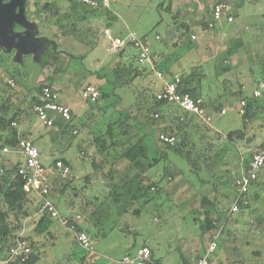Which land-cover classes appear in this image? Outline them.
<instances>
[{
	"label": "rangeland",
	"instance_id": "rangeland-1",
	"mask_svg": "<svg viewBox=\"0 0 264 264\" xmlns=\"http://www.w3.org/2000/svg\"><path fill=\"white\" fill-rule=\"evenodd\" d=\"M51 1L63 12L58 13L59 18L51 17L59 22V26H54V31L49 30L50 36L47 38L39 24L44 23L42 17L37 25L36 22L33 23L30 12L37 11V14H42L43 5ZM216 1L97 0L98 6L87 7L84 15L72 11L69 0H16L14 12L8 9L2 12L0 99L9 98L13 104L24 110L16 127L19 134H23L22 137L35 142L34 146L40 152V161L45 167L58 158L60 153L70 160L69 178L72 179L73 189L69 187L63 198L52 200L58 214L67 220V224L61 225L54 221L50 229L52 237H35L32 233V221L36 203H32L30 207L32 217L26 223L23 234L32 237L36 243L31 249L39 256L35 264L79 262L85 252L73 244L74 233L67 227L71 219L81 221L89 236L92 253L95 255L93 260L87 258L86 264H125L123 258L132 255L143 245L148 246L154 257L161 258L165 264H193L211 242L216 243L212 260L210 259L212 264H264V238L261 239L256 233L254 223L248 217L243 221H231L228 216L233 204L229 203L230 200L227 201L228 196L232 197L229 195L231 189L228 188V180L236 179L240 171L241 157L264 141L263 116L258 115L248 123L244 129V139L233 145L226 144L223 140L215 141V137L211 136L212 132L226 134L241 128L240 116L229 105V92L242 89L248 96L254 90V82L260 80L264 47V0H224L232 14V22L224 21L221 26L195 31L194 34L197 35L190 34L195 38H189V45L186 42L181 47L183 42H177L176 29L179 27L184 32L185 25L193 30L203 29L202 24L209 19L210 10ZM13 2L14 0H3L5 5ZM177 12L181 22L178 18L171 20V15ZM67 13L72 15L68 21L65 18ZM81 16L85 19H81ZM107 28L111 37L130 32L139 39L144 37L152 41L157 35L161 43L159 51L164 54L163 60L161 59L163 64L174 66L172 71L177 69L181 72L180 75H191V85H198L202 95L199 98L204 103L210 105L214 99L220 98L218 100L224 105L221 109L226 110V115L215 116L208 126L210 131L207 134L219 149L226 150L216 175L217 178L221 175L227 176L228 179L222 184L216 180L208 185L205 182H202L204 186L199 185V179L188 171V167L180 159L172 157L169 162L170 180L162 184L159 195L161 197L156 203H133L123 213L120 210L121 203L110 201L108 194L113 186L125 183L134 175L135 170L127 160L117 154L109 155L105 161L95 152L93 144H90L91 136L103 132L107 124L116 120L122 112L129 115V124L138 128L133 129L137 135L133 141L140 137L139 129H146L148 134L158 137L163 126L160 121L150 116L148 118L145 109L138 110L133 107L140 99L137 93L143 96L141 93L146 92L144 89L149 84V78L137 77L129 81V85H124L125 80L132 76L128 70L126 73L123 70L120 77H114V67L121 61V56L112 57L113 54L108 51L109 45L105 36ZM84 35L87 36L86 40ZM32 38L42 46L32 41ZM95 40L98 45L92 49L91 43H95ZM50 52L56 54V57L52 55L53 58ZM135 54L136 50L129 48L122 60L129 63ZM45 61L48 64L43 65L41 62ZM123 69H126L125 66ZM155 77L153 71L150 78ZM108 81H111L110 86L107 85ZM43 83H50L60 96L65 95L73 103L77 113L73 124L78 126V131H82L77 134L83 139L80 145L79 140L73 139L74 136L70 140L69 136L60 138V132L55 126L43 127L32 110L26 109L28 99L36 95V88ZM89 83L97 88L102 85L109 97L96 104H85L80 98V88ZM208 108L212 109L211 106ZM159 124L161 125L155 132L154 126ZM149 143L156 144L159 148L164 147L153 138L149 139ZM76 145L85 147V153L77 150ZM9 153L12 151L3 154V157ZM219 156L221 157L220 154ZM91 158L95 160V169H91L89 164ZM1 159L0 167L9 166L8 162ZM113 159L115 161L112 162ZM165 164L161 162L147 173V184L160 178ZM209 177L201 176L200 179L207 180ZM211 185L217 186V192L212 193ZM208 190L210 198L218 203H215L216 211L210 209L207 215H203L206 205L201 206L200 198L201 193ZM254 190L256 189L250 188L249 193ZM257 190L264 197V190ZM74 193L77 195L73 196ZM31 197L33 200L37 199L34 194ZM102 201L105 204L104 216L99 220L100 227L94 229L91 213L102 209H99ZM249 203L251 209L255 208L259 213H264L262 199H250ZM140 204L144 208L137 216L132 215L134 209L140 208ZM251 215L253 218L256 213ZM206 216L213 225L210 230L198 223ZM254 252L258 254L255 255ZM11 260L7 264H13Z\"/></svg>",
	"mask_w": 264,
	"mask_h": 264
},
{
	"label": "trees",
	"instance_id": "trees-1",
	"mask_svg": "<svg viewBox=\"0 0 264 264\" xmlns=\"http://www.w3.org/2000/svg\"><path fill=\"white\" fill-rule=\"evenodd\" d=\"M69 1L72 11L74 10L75 12H80L86 15L85 9H87L88 6L82 5L80 3L78 4V2L76 1L75 2L71 0ZM217 3H225V2L224 0H217L216 3L214 4ZM42 10L48 12L51 17L55 16V18L58 16V13L60 11L59 7L56 6V4H54L53 1L45 3L42 7ZM167 12L169 13L168 10ZM71 16L72 15H65L66 20L68 21V19ZM171 17H172L171 20L178 18V20L181 22L180 14L178 12L175 13L174 15L172 14ZM80 18L85 19L84 16H81ZM158 24L159 23H157V25ZM182 25L185 24L183 23ZM184 27H186L185 28L186 30L184 29V32H181L179 27L176 29L177 42L179 43L183 42L181 47H183V45H185L186 42H188V44L186 45H189L190 34L194 33L195 31L200 32L203 31L204 29H208L207 22L202 24L203 29L200 30H198V28L193 30L190 28V26H186V25ZM119 34L123 36L124 33L122 32ZM86 38L87 36L84 35L85 40ZM142 39H144V37ZM106 42L108 45V41ZM91 44H92L91 45L92 49H95L96 46L98 45L97 41ZM158 47L161 48L160 45H158ZM129 48H131L130 44H126L124 47L117 49L115 51L108 50L111 54H113L112 57L121 56V61L114 67L113 75L115 78H118L121 75H123L121 74L124 72L123 70H125L124 73H126L128 70L129 74H131L132 76L131 78H128V80H125L124 85H129L128 82L137 77L142 79L145 77L149 78L148 79L149 84H147V86H145L146 89H144V91L146 92L141 93L143 94V96H140L139 95L140 93H137L140 99H138L133 104V107L138 110L145 109L144 112L147 115V117L150 116L152 118L153 115H156L157 118L155 120L160 121L163 126L162 127L163 130L159 132V134L164 133L172 136L174 138V142L172 144H161L159 143L157 137L155 135L153 136L148 134L147 132L148 130L146 129L145 131L139 129L141 133L140 137H138L135 141H133V139L137 137L133 129L138 130V128L135 125L129 124L130 117L129 115H127V113L124 112L120 113V115L117 117L116 120L109 122L103 132H99L96 135L91 136L90 144L91 143L93 144L96 150L95 152H97L99 156H102L105 159V161L109 155L117 154V156H120V158H124L125 160H127L135 170L134 175L129 180H127L125 183L121 184L120 186L114 185L108 194V197H111L110 199L111 202L121 203L120 210H122L123 213L127 212L128 208H130L133 203H144V204L154 203V202L156 203V200L161 197L159 195L163 187L162 184L167 183L170 180L169 162L172 157L180 159V161L185 166L188 167V171L199 179L197 180V182H199V185L204 186L202 182H205V184L208 185L212 181L213 183L216 182V180L222 184L224 180L227 178V176L221 175L217 178L216 175L218 174L219 171V167H218L219 164H221V162L224 160V153L226 154V150L219 149V147L215 145L216 143L215 141L223 140L226 144H230V145L235 144L236 141H242L245 137L244 135L245 134L244 129L246 128L245 126L248 123H250L253 119H255L258 115L263 116L262 118L264 119V89L261 90V94L258 98L253 97L252 94L253 92L248 96L245 95V91L242 89H239L234 93L229 92V96H230L228 97L229 105L235 110V112H237L238 115H239L238 112H239L240 101L245 102V106L243 107L244 109L243 114L239 115L241 118V128L238 130L229 131L226 134L212 132L213 134L211 136L215 137V141H214L212 138H210L211 136H209V134L207 133L208 131H210V128H208V126L217 115L213 116V119L210 123H205L198 116L183 111L176 104L168 103L166 101L156 100L155 96L160 88L156 84L158 79L156 77L155 79L150 78L151 75L153 74V71L146 70L144 69V66L137 65L135 60V55L134 57H132V60L129 61V63L126 61L124 62V60H122L125 57L127 49ZM52 55L56 57V54L51 53V56ZM41 63L43 65H46L48 64V61ZM261 64H262V72L259 76L260 80L258 81L256 80V82H254L255 85L254 90L258 89L260 84L262 83L264 84V47H263V55L261 58ZM124 66L126 69H123ZM163 76L164 79H169L173 75L170 71H167L166 76L165 75ZM179 77H180V83L178 86V91H180L181 93L188 94L193 99L202 96L200 93L201 92L200 89L197 88L198 85L196 87H193L191 85V81H192L191 75H180ZM107 85L110 86L111 81L110 83L108 81ZM6 86L9 87L8 85ZM44 86L51 87L50 83L40 84L36 88L35 91L36 95L28 99L26 109L28 108L32 110L34 105L40 104L38 96L41 94V89ZM101 86L98 88L94 86L99 91V98L94 103L87 102L88 104L90 105L96 104L97 102H99V100H102L108 96V92L104 90L103 86L102 87ZM114 97L117 98L116 96ZM218 99L220 98H217V100L214 99V101H212L210 105L209 103L208 104L204 103L202 100L203 106L208 113H212V112L215 113L221 109V106H224L223 103L220 102ZM18 106L13 104L9 98L4 99L1 97L0 99V151L3 150L13 151V152L18 151V144L20 140H29L27 137L26 138L22 137L23 134H19V131L16 127L17 120L24 111ZM209 106H211L212 109H209L208 108ZM223 116H218V117H223ZM73 122H74L73 117L72 120L68 123H64L63 121L57 118L55 119L53 126L57 127V129L59 130L60 138L69 136L68 138L70 140L74 136L73 139L79 140L78 145H80L83 139L80 138V135L77 136V134L82 131L81 129L78 131V129L76 128L78 126L74 125ZM160 125L161 124L156 125V127L154 126V131L157 130V128H159ZM151 131H153L152 128ZM151 138L156 139V142L159 143L160 145H163L164 147L159 148L156 146V144L154 145L153 143H149V139ZM30 141L32 142L33 145L35 144V142L32 139H30ZM261 144L262 143H260L258 147L253 151H251L250 153L241 157L240 171L237 173L235 178H238L240 175L247 173L252 156L261 147ZM78 145H76L75 148L85 153V147L82 146L79 147ZM219 154L221 155V157L219 156ZM57 161H61L66 167L69 168V174L65 178H61L58 175L55 176L54 180L52 181L51 191L48 193L47 196V198H49L51 201L63 198L65 192L71 188V183H72V179L69 178L70 169H71L70 160L66 158L63 155V153H60V156L52 160L49 166L46 167H50V168L54 167ZM113 161H115V159H113L112 162ZM161 162L166 163L165 166L162 168V175L157 181L149 182L147 184L146 182L149 181L147 173L156 166H158ZM89 164L91 166V169L96 168L94 159L92 158L89 159ZM21 166H23V162L13 164V166L11 165L3 169V172L0 175V258L2 259L0 261H8L7 263H9L10 261L9 250L12 247L16 246L17 242L25 241L30 248V253L28 254L27 259L23 262H21L19 259H13L11 260V262L13 264H35L38 261L39 256L38 254L32 252L31 249L35 246L36 243L34 242L32 237L30 236L26 237L23 234L26 223L32 217L30 214V207L32 203H36V207H37L35 210L36 212L34 213L33 216L34 219L32 221L33 236L52 237L50 229L53 226V222L54 221L57 222V220L52 219L45 211H42L40 209L41 199L37 198L36 200H33L30 194L24 193L23 191L24 181L22 177L17 174V171ZM200 175L206 177L207 176L209 177L210 175V177L207 180H203L200 179L201 177ZM262 176H264V172L263 173L258 172L257 178L251 182L248 191L244 194H238L235 186V179L230 178L228 180L229 183L228 188L232 190V191L230 190L231 193L229 194L232 195V197L228 196L227 199L228 202L230 200L229 203L236 204L237 206L236 212L232 213L229 210L228 218L231 219V221H243V219L245 220L246 217H248L249 220H252V223H254L255 231L257 234H259L261 239L264 238L263 236L264 213L262 214L259 213L255 208L251 209L250 207L251 204L249 202L250 199L252 200L262 199V203L264 205V197L261 196L257 190V189L264 190V179L262 180ZM211 186H212L211 189L210 188L209 189L212 191V193L217 192L216 190L217 186L216 185H211ZM250 188H255L256 190H254L252 193H249ZM208 192L209 190L205 191L204 193H201L202 195L200 198L201 206L203 207L204 205H206V207H204L202 211L203 215H207V212L210 209L216 211L217 204L215 203H218L214 199L210 198L209 196L210 193ZM76 195L77 193H74L73 196ZM105 198H107V195ZM103 202L104 201H102L99 206V209L100 207H102V209L100 210L98 209L99 211H95V212L93 211L91 213V216L94 218V219L92 218L93 219L92 226L94 227L92 226L91 227L94 229L100 227L101 225L99 220L103 218L104 209H105L104 208L105 204ZM143 208L144 206L140 204V208L134 209L132 215L137 216L140 210ZM252 213H256V216L254 215L255 217L253 218L251 215ZM71 220L72 221H68L67 227H69V229L74 233L73 244L85 252V254L79 259V262H77V264H86L85 260L87 258L93 260L95 254H93L92 251H86L80 247L79 243L76 241L75 236L76 234L81 232L85 233L86 229L81 221H76L73 219ZM198 223L204 225L205 229L207 230L213 228V225L211 221L207 219V216L205 217L204 220L199 221ZM106 224L107 223H105V225ZM254 254L257 255L258 253L254 252ZM92 264H96V263L92 262ZM147 264H162L161 258H155L154 253L151 251L150 262Z\"/></svg>",
	"mask_w": 264,
	"mask_h": 264
},
{
	"label": "built area",
	"instance_id": "built-area-1",
	"mask_svg": "<svg viewBox=\"0 0 264 264\" xmlns=\"http://www.w3.org/2000/svg\"><path fill=\"white\" fill-rule=\"evenodd\" d=\"M82 5L88 7L98 6L96 0H74ZM233 17L230 9L225 3L214 4L210 10L209 19H207L208 29H212L216 23L225 21L226 23L232 22ZM105 36L108 41L109 51H115L130 44L131 48L136 50L135 60L137 65L146 66L150 64L151 50L149 45L143 39L137 38L134 34H128L124 38L111 37L109 30H105ZM195 37L190 35V39ZM156 78L163 82L161 88L156 94V100L166 101L178 105L183 111L194 114L202 119L205 123H210L213 116H223L226 113L225 109H220L215 113H208L204 106L202 99L191 98L186 93L178 91L180 83L179 76H172L169 79H164L163 73L154 70ZM264 89V84H260L258 89L253 91V97L258 98L261 90ZM80 98L84 102L94 103L99 98V91L92 85H86L80 91ZM40 101L39 105H34L32 112L37 121L46 128L53 127L55 119H59L64 123L72 120L71 109L63 104L57 91L52 87L44 86L41 89V94L38 96ZM239 115L243 114L244 101H240ZM153 119L157 116L153 115ZM14 125V124H12ZM161 144H172L174 138L170 135L160 133L157 137ZM18 151L23 157V166L19 167L17 174L22 177L23 191L26 194H34L37 198L41 199L40 209L45 211L52 219L59 221L61 225H65L67 220L61 217L52 201L47 198L48 193L52 188V181L55 176L61 178L67 177L69 168L66 167L61 161H57L52 168L45 167L40 161V155L37 148L29 140H20L18 144ZM8 150L0 151V158ZM264 167V141L261 147L253 154L249 163V169L246 174L240 175L235 179V186L238 194H244L248 191L251 182L257 178L258 172ZM231 212L237 211L236 204H233L230 209ZM76 241L80 247L86 251H92V246L88 235L84 232L76 234ZM216 249V243L211 242L206 251L194 264H209L208 256ZM30 253V248L25 241L17 242L16 246L9 250V260L19 259L21 262L25 261ZM151 251L147 246L138 247L132 255H127L123 258L125 264H147L150 262ZM8 261H0V264H7ZM163 264V263H162Z\"/></svg>",
	"mask_w": 264,
	"mask_h": 264
},
{
	"label": "crops",
	"instance_id": "crops-1",
	"mask_svg": "<svg viewBox=\"0 0 264 264\" xmlns=\"http://www.w3.org/2000/svg\"><path fill=\"white\" fill-rule=\"evenodd\" d=\"M17 4V3H16ZM59 12H63L62 11V9L59 11ZM48 12H46V11H43L42 12V14H37V11H33V12H30V16H31V18L33 19L32 21H33V23L34 22H36V24L37 23H39L38 21H39V18L40 17H42V22H44V23H39L40 24V28H41V30H42V33L45 35V37H47L48 38V36H50V34L48 33V31L49 30H52V31H54L53 30V27L54 26H59V22H57V20L56 19H54V18H51V16L50 15H48L47 14ZM60 14V13H59ZM66 15H69V13H67ZM58 18H59V15H58ZM57 22V23H56ZM223 22L224 21H221V22H219V23H217L216 25H215V27H217V26H221L222 24H223ZM54 23V24H53ZM38 25V24H37ZM61 25V24H60ZM106 30H109V28H107ZM121 31V30H120ZM41 32V31H40ZM109 32H110V30H109ZM110 34H111V32H110ZM128 34H130V32H126V33H124L123 34V36H119L120 38H124V36L126 37ZM193 35H197V34H194L193 33ZM114 37H118V36H114ZM159 38L160 37H158L157 35L153 38V40L152 41H148L147 39H143L144 40V42H146L148 45H149V47H150V50H151V54H150V64L149 65H146V66H144V69H146V70H151V71H154V70H158V71H161L162 73H163V75H165L166 76V72L167 71H170L171 73H172V75L173 76H176V75H179L180 76V73L181 72H179L177 69H175L174 71H172L173 70V67L174 66H172V65H168V66H166V65H164L163 64V62L161 61V59H162V57H163V54H160V49L161 48H159L158 47V45H160L161 46V43H160V41H159ZM140 39H142V38H140ZM32 41H34V42H37L38 44H41V43H39L35 38H32ZM105 41H106V39H105ZM48 45L49 46H51V44L50 43H48ZM40 46H42V44L40 45ZM179 46V45H178ZM157 51H159V52H157ZM163 60V59H162ZM175 73H177V74H175ZM149 77V76H148ZM157 85H158V87L159 88H161V86H162V84H163V82H159L158 83V80H157V83H156ZM85 85H92V84H84L83 86H81V88H80V91H81V89L85 86ZM93 86H95V85H93ZM51 87L52 88H54L52 85H51ZM55 89V88H54ZM56 90V89H55ZM57 91V90H56ZM59 94V93H58ZM60 96V95H59ZM60 100H61V102L63 103V104H65V105H67L70 109H71V113H72V117H73V119L75 118L74 116H76V112H75V109H74V106H73V103L72 102H70V100L69 99H67V98H65V95H61L60 96ZM85 104H88L87 102H85ZM3 157V156H2ZM1 157V158H2ZM0 158V159H1ZM4 161H6V162H8L9 163V166H13V164H16V163H22L23 162V157H22V155L19 153V151H15V152H13L12 151V153H9V154H7L5 157H3L2 158ZM1 159V160H2ZM9 166H7V167H9ZM3 169H5L4 167H0V175L2 174V172H3ZM260 172H264V168H262L261 170H260ZM204 253V252H203ZM214 254V252L213 253H211L209 256H208V260H209V264H212V259H211V257H212V255ZM211 259V260H210ZM162 262V261H161ZM163 264H165L164 262H162ZM194 264V263H193Z\"/></svg>",
	"mask_w": 264,
	"mask_h": 264
},
{
	"label": "water",
	"instance_id": "water-1",
	"mask_svg": "<svg viewBox=\"0 0 264 264\" xmlns=\"http://www.w3.org/2000/svg\"><path fill=\"white\" fill-rule=\"evenodd\" d=\"M15 5H16V0H14V2L11 5H5L3 4V0H0V15L2 14L3 11H5V9H8V11L10 10L14 12Z\"/></svg>",
	"mask_w": 264,
	"mask_h": 264
}]
</instances>
